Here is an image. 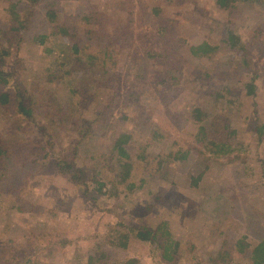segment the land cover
Masks as SVG:
<instances>
[{"label": "rangeland", "instance_id": "obj_1", "mask_svg": "<svg viewBox=\"0 0 264 264\" xmlns=\"http://www.w3.org/2000/svg\"><path fill=\"white\" fill-rule=\"evenodd\" d=\"M12 1L15 0H0V62L3 69L12 74L9 85L0 86V94L6 90L14 93L19 90L45 104L37 108H48L52 101L66 99L71 121L67 130L57 135L56 140L53 139L52 146L56 152L66 156L80 139L83 147L80 148L79 162L86 158L89 165L104 168L107 186L103 191H110V179L122 171L125 160L108 152L113 144L111 138L101 136L97 141H92V131L84 135L83 129H97L98 107L103 95L116 89L117 77L114 72H125L127 51L119 49L114 43L113 31L104 28H99L98 33L108 40L113 56L106 60L104 66L99 63L95 68L87 67L84 51L73 56L72 44L66 34L52 35L43 45L37 44L30 37L31 34H28L27 40L12 42L5 31L12 26L11 15L3 6V3ZM139 1L147 14L154 7L161 6L160 0ZM115 2L92 0L89 5L82 1L80 5L82 8L88 5L96 9L102 20L115 16L123 23L129 21L130 16L126 11L114 8ZM45 3L42 1L37 7L42 14L46 11ZM171 3L172 6L164 14L153 17V30L161 25L167 26L168 45L175 44L179 36L206 35L217 48L214 63H218L224 59H243V53L231 50L226 43V30L232 26L248 47L247 57L244 58L260 75L255 84V94L247 95L245 89L253 72L242 69H237L238 75H229L228 80L234 81L233 85L226 82L232 86L230 91L218 89V86L212 88L213 84L207 85L205 90L190 88L192 69L197 67V63L191 61L188 48L178 47L190 65L181 83L184 89H176L174 96L161 93L160 100L156 98L157 95L153 96L141 113V118L149 121L145 130L141 132L140 124L128 128L133 138L127 148L131 155L130 162L134 165V176L130 180L136 183L131 188L127 184H119L114 193L96 199L92 195H85L67 175L60 174L55 158L50 157L47 164H41L40 168L33 165L28 178L31 185L23 188L19 194L0 192V251L10 252V246H20L14 247L18 253L23 251L22 239L26 237L33 238L41 235L40 232L50 235L60 233L61 247L58 252L43 251L38 256L46 264H70L73 254L87 258L92 250L101 245L104 247L103 242H109L106 237L113 234L114 226L132 223L130 225L157 230L165 237L170 232V237L181 244L180 251L175 253L176 259L170 263L163 258L158 245L153 246L135 238L120 258L131 255L138 259L137 264H252L235 246L237 242H242L247 250L264 239V184L261 186L264 173L260 168V163L264 161V136L259 140V135L250 130L255 125H264V0H238L234 12L220 9L215 0H172ZM77 4L67 0L60 7L62 10L58 14L62 23L83 26L75 16L76 12L82 14L85 9H76ZM30 5L28 0L20 2L21 7ZM206 7L208 10L204 13ZM219 69L226 71L224 65ZM132 105L131 115H136L139 106ZM169 112L175 115L182 113L189 120L194 117L201 125L217 124L218 129H222L226 121L240 127L234 143H244L252 149L254 159L249 164L250 172L241 175L239 162L228 161L226 155L221 157V163L203 158L196 160L184 173L176 170L178 164L175 168L167 166L166 141L156 140L153 134L154 140L150 139L149 133L152 132L151 128L157 129L158 124L167 120ZM196 115L202 116L199 119ZM35 118L39 125L47 120L38 115ZM16 122L22 124L21 130H11ZM39 125L23 122L22 115L13 104L0 106V136L11 130L24 138L28 136L32 144L41 147L47 145L45 139L50 135H41ZM217 137L220 139V136H215V139ZM24 150L23 145L22 149L14 151L16 163L25 160V157L22 158ZM227 164L234 168L228 176L224 169ZM202 173L200 181L193 186L192 177ZM13 179L16 178H11L10 182H14ZM7 181L8 177L3 179L4 183ZM255 187L259 188L257 192ZM251 196L260 202L252 205L249 201ZM220 197L221 201L218 202ZM24 199L37 205L35 211L19 209ZM164 221L168 222L167 226L163 224ZM218 253H222L225 260L220 258L216 261ZM117 261L114 258L111 263L117 264Z\"/></svg>", "mask_w": 264, "mask_h": 264}, {"label": "trees", "instance_id": "obj_2", "mask_svg": "<svg viewBox=\"0 0 264 264\" xmlns=\"http://www.w3.org/2000/svg\"><path fill=\"white\" fill-rule=\"evenodd\" d=\"M21 1L15 0L3 3L4 8L11 15L12 26L5 31L12 42L18 43L22 40H27L28 34H31L32 36L30 37L37 44L43 45L52 35L66 34L72 44L73 56H77L84 51L87 67L95 68L99 63L104 66L106 60L113 56L112 50L109 49L107 44L108 40L98 33L99 28H104L105 30L113 31L114 43L119 49L124 52L127 51L125 72H114L117 77L116 89L113 92L107 91L102 97L101 105L99 102L100 107H98L96 114L97 129H90V127L83 129L84 135L92 131V141H97L101 136L111 138L113 144L108 152L113 153L115 156L119 155L125 162L122 163V171L116 173L115 178L110 179L112 189L108 192L106 190L103 191L105 186H107V175L103 171L104 168L97 165H89L86 158H83L81 163L79 162L80 148L83 147L80 139H77L72 149L73 151L66 156L56 152L52 146L53 139L56 140V137L64 133L71 121L70 107L66 99L52 101L48 104V108H37L36 106L45 104L39 103L34 97H28L26 93H22L19 90L15 91V93L6 90L0 94V106L13 104L22 115V121L32 125H39L38 120L35 118L36 115L47 119L39 125V131L41 135L49 134L50 136L45 139L46 144L49 146L36 147L28 140L27 135V138H24L25 136H20L14 131L11 132L14 129H22V124L19 122H16L9 132H5L0 136V163L3 162L0 165V179L3 176L2 181L0 180L1 193L10 194L14 192L19 194L23 188L32 184L31 180L28 179L31 172L30 168L33 165H36V168H40L41 164H47L50 157L57 160L59 173L67 175L72 183L80 188L85 195H92L96 199H100L106 194L114 193L119 184L124 183L131 188L132 184L136 182L130 180L134 176L132 175L134 165L130 162L131 155L128 153L127 148L133 138L128 128L131 125L140 124L141 132L145 130L149 121H144L141 118V113L146 110L145 105L153 96L157 95L156 98L160 100L161 93L174 96L176 89H184L181 83L184 79V73L190 65L188 61H185L184 55L179 51L178 47L183 48L185 46L188 48L192 58L191 61L197 63V67L192 69L193 79L191 80L192 85L190 88L198 87L201 90H205L207 85L213 84V86L211 85L212 88L218 86V89H228L230 91L232 86H228V84L233 85L234 81L228 80L230 79L229 75L232 73L238 75L237 69H242L253 72V76L249 83H246L245 89L247 90V95L255 94V84L260 75L255 72L256 69L253 70L251 62L245 59L248 54V47L232 26L226 30V43L231 50L243 53V59L241 61L224 59L218 63H214L217 48L206 35L197 33L192 37L179 36L175 44L168 45L166 43V34L169 30L167 26L161 25L156 27V30H153V17L164 14L172 6V0H160L161 6L154 7L150 14L145 13L139 0H116L114 8L126 11L130 16L129 21L125 23L115 16L102 20L100 13L96 9L88 7L92 0H73L78 2L76 9H85L82 14L76 12L79 18L75 16L82 23L81 25L83 26L81 27L76 25L67 26L60 21L58 12L62 10V5L67 0H28L31 5L23 7L20 6ZM42 1H45L47 5L44 14L37 9ZM81 1L88 5L82 8L80 5ZM215 1L220 9L233 10V12L238 2V0ZM204 9V13H206L207 7ZM169 40L167 39L168 42ZM125 43H127V46L129 45V48L125 46ZM124 52L121 53L124 54ZM0 60H2L1 55ZM223 65L226 67V71L219 69V66L223 67ZM222 73H224L223 78ZM11 75L3 69V64L0 62V86H8ZM236 78L239 77L236 76ZM236 82L238 83L239 81ZM132 104L139 106V109H136V115H131ZM197 116L200 119L202 115ZM218 127L219 125L217 124L207 123L201 125L194 117L189 120L185 119V115H182V113L181 115H175L169 112L167 120L158 124L157 129L150 127L152 132L149 135L150 139H153L151 136L153 134L156 140L166 141L167 150H165V153L168 158L166 164H168L167 166L172 165V167L178 164L176 170L181 173L192 167L193 162L196 160L203 158L209 162L221 163V157L226 155L225 157L228 161L237 160L239 162L241 175L247 174V172H250L249 164H252L254 156H252L253 152L249 145L234 143L240 127H235L229 121H226L222 129H218ZM250 130L259 135L257 136L259 140L264 136V125H255ZM215 136H220V139L218 137L215 139ZM23 145L25 150L22 158L25 157V160L23 162L18 160L16 163L17 159L13 157V153L22 149ZM230 165L227 164L224 168L227 176L231 175L232 169H234L230 168ZM260 168L264 173V161L260 163ZM166 172L169 174L168 169ZM202 176L203 173L198 177H192L193 186L197 185ZM6 177H8L9 181L4 183L3 179ZM11 178L16 179H13L14 182H10ZM261 179L264 180V177ZM263 184L264 182L261 183V186ZM257 189L255 187V191ZM254 198V196H251L249 199L252 205H254V202H260V200H254ZM220 201L221 197L218 199V202ZM36 208L37 205L25 199L22 200V205L19 207L21 211L27 212L35 211ZM254 208L257 209L256 206ZM166 222L164 221L163 224L167 226L168 222ZM130 224L132 223L118 227L114 226L113 234L106 237L109 242H103L104 239L101 238L104 247L101 245L100 248L92 250L87 258L73 254L70 264H114L111 263L114 258L118 260L117 264H137L138 259L131 255L127 257L124 255L123 258H120L127 251L129 243L135 238L153 246L158 245L162 250L163 258L170 263L174 262L176 259L174 257L175 253L180 251L179 249L181 248L179 247L181 244L170 237V232L167 234L168 237H165L157 230ZM160 229L159 227L158 230ZM40 234L35 235L33 238L26 237L22 239V253L20 251V253H17L18 250L14 248H20V246H10V252L1 250L0 264H46L38 256L39 252L48 251L56 254L61 247L59 245V236L61 234L50 235L46 232H40ZM63 240L65 242V239ZM235 247L252 264H264V239L258 241L254 246H249L247 250V246L243 245L242 242H237ZM220 258L225 260L222 253L212 260L218 261Z\"/></svg>", "mask_w": 264, "mask_h": 264}]
</instances>
